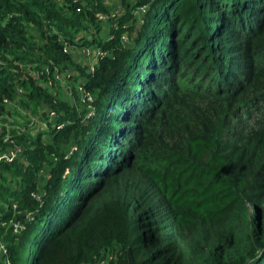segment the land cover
<instances>
[{
  "label": "trees",
  "instance_id": "1",
  "mask_svg": "<svg viewBox=\"0 0 264 264\" xmlns=\"http://www.w3.org/2000/svg\"><path fill=\"white\" fill-rule=\"evenodd\" d=\"M1 155L8 264H264V0H0Z\"/></svg>",
  "mask_w": 264,
  "mask_h": 264
},
{
  "label": "built area",
  "instance_id": "2",
  "mask_svg": "<svg viewBox=\"0 0 264 264\" xmlns=\"http://www.w3.org/2000/svg\"><path fill=\"white\" fill-rule=\"evenodd\" d=\"M98 19H104L101 15H98ZM97 50V51H96ZM72 53L74 54V57L76 58H80L77 53H79L80 51H86L88 53H91L92 56H89L90 57V62L92 61L93 58H96L97 56H103L105 54V52L99 48H95L94 49V52L90 51V49L88 47H84V46H79L77 48H73L71 49ZM96 51V52H95ZM80 92V96L82 97V99H84L86 102H87V105H86V108H87V112H86V115L87 116H90L92 114V106L89 104V102H91L92 100V97L90 96V94L86 93V92H83L82 88H78L77 92ZM86 116V117H87ZM48 117L49 119H51L53 117V112L48 110ZM48 121V120H47ZM37 126H38V122L36 123ZM40 127L41 128H45V123L42 122V123H39ZM60 125H57L56 127H59ZM71 149V148H70ZM70 151V150H69ZM68 151V152H69ZM4 156V155H3ZM11 156H13V153L11 152L9 154V157L10 158ZM2 158V155L0 156V159ZM11 221H9L8 224H10ZM12 229L14 232H16L17 230H21L22 229V225L20 223H15L12 225ZM4 247L3 245L0 244V255H2L4 253ZM0 264H8L7 260L5 259H0Z\"/></svg>",
  "mask_w": 264,
  "mask_h": 264
},
{
  "label": "rangeland",
  "instance_id": "3",
  "mask_svg": "<svg viewBox=\"0 0 264 264\" xmlns=\"http://www.w3.org/2000/svg\"><path fill=\"white\" fill-rule=\"evenodd\" d=\"M90 49V51L94 52L95 47L92 46H86ZM97 51V50H96ZM95 51V52H96ZM77 55L80 57L81 60H87L86 62H90V57L92 56L91 53L88 52H84V51H80L79 53H77ZM32 251H33V246L30 247V249H28V247L23 249V264H29L31 255H32Z\"/></svg>",
  "mask_w": 264,
  "mask_h": 264
}]
</instances>
